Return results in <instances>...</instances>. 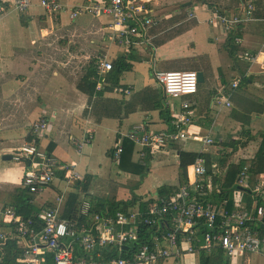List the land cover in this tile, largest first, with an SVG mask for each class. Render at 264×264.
Returning a JSON list of instances; mask_svg holds the SVG:
<instances>
[{"label": "crops", "instance_id": "obj_1", "mask_svg": "<svg viewBox=\"0 0 264 264\" xmlns=\"http://www.w3.org/2000/svg\"><path fill=\"white\" fill-rule=\"evenodd\" d=\"M59 1L66 4H83L90 0ZM93 1L98 2L99 0ZM101 1L104 2L105 0ZM211 1L216 5L211 7L196 0H158L156 3L159 9L160 21L151 31L159 26L167 27L169 25H174L171 27L172 30L178 29L175 32L163 33L158 37L152 36L156 38V42H158V39L169 34L172 35V38L180 34V31L187 29V33H195V35L199 32L203 33V41L210 43L209 47L205 45L206 50H210L199 54L196 49V43L192 41L190 45L193 47L192 52L190 53V57L186 58L184 62L186 67L175 71L198 72L197 70H202L204 80L206 72L210 77H214L216 84L211 87L208 97L201 96L198 90L196 94L184 98L194 104L193 115L195 122L189 127V134L192 138L170 142L160 147L148 148L146 150L148 165L143 167L140 165L139 148L132 142L134 145L133 151L123 161L121 160L122 162H117L111 158V153L114 152L116 146L120 143L125 147V144L130 142L127 133L136 124L145 122L156 132L171 130L172 122L176 119V114L179 110V101H183V99L169 98L164 92L161 99H156V102L144 98V89L156 84L158 81L153 80L152 83L143 86V82L138 76L134 77L132 75L136 71L135 67L140 64L139 62H134L133 70L125 71L114 84L110 83L109 72L104 77L105 79L99 82V84L103 85L104 90L97 91L96 87V93L92 96L82 92L76 86L75 73L71 68L74 59L70 60V57L61 55L58 52L65 30L63 33L59 32L66 28L70 22L87 30L95 17L81 15L76 21H70L68 18L65 19L64 16H61L60 19L53 20L44 15V11L39 5V0H35L34 5L26 13L18 12L14 7V0H0V10H2V13H0V94L6 100L17 96L22 91V95L30 98L31 96H36V90L41 91L45 87L44 102L40 103V97H37V99L34 97V102L28 99L26 103H20L19 106H17V102H12L8 107L10 116L6 119H0V151L6 147L13 149V152L5 155L4 160H13V157L19 152L24 142L35 141L45 148L46 152L51 153L60 160V164L76 163V169L81 175V179L87 174L93 175L96 178L95 180L99 189L104 187V191L109 192L112 188L116 192V197L118 194L121 196L125 195L124 198L134 197L136 200L143 197L145 201L149 198H155L156 200L161 198L155 195L160 188L166 187L170 190L180 189L182 186V159L186 163L185 159H189L193 155L204 153L206 158L210 156L214 167L219 164L214 159L220 158V155L223 154H230L231 148H233L232 143L236 141L240 143L238 150L233 154L234 157L239 159V162L246 160L250 163L251 159H253V154L257 153L261 143L257 141L259 138L257 134L261 138V134L264 133V76L256 74L253 69L251 70L247 81L248 84H246L247 89L250 91L256 85L261 86L260 90L255 89L253 91L254 95L244 94L240 89L242 83L237 87H234L233 84L237 82L240 76H244L251 67L248 59L240 57L242 51L249 53L257 52L255 51L256 46L264 34V0H255L257 19L238 27L240 36L237 40L240 39L245 45H241V49H238L239 52H235V56H231L226 49L225 44L228 35L226 36L222 26L212 25L208 23V20L212 17L214 8H220L230 15L241 14L246 0ZM185 8L188 9L186 10ZM188 10L195 12L197 20H199L198 17L202 16V20L207 23L208 28L198 26L196 32H193V29L188 30L197 24L187 20ZM98 20L103 24L100 19ZM45 31H48L47 35L43 34ZM52 34L53 36L50 38ZM59 39L60 41L58 42ZM167 42L157 49L155 47L154 56H157L158 51L160 55L165 53ZM91 47L96 52H103L108 48L107 40L97 39ZM263 48L264 45L261 48L262 55L259 57L260 60L263 59L262 63H264ZM49 50L52 54L49 62V58H47L50 73L47 67H40L35 72L34 56L37 54V61L42 62L44 54H48ZM55 50L57 51L54 52ZM123 51V49L116 47L112 49L111 57L113 62ZM263 68L262 71H264ZM53 69L56 70L52 72ZM59 70L73 72V82L70 81L71 79L67 80L64 77L67 76V72L62 73V75ZM155 71L167 70L155 69ZM40 78L42 79V88L40 86H36L33 89L27 87L28 85L35 84L30 83V81H36ZM52 92V101L48 102L49 93ZM100 92H103V94H100ZM102 98L109 100V104L105 105L104 108H98L99 106L96 103ZM220 101L224 103V108L229 109L227 113L216 114L214 116L213 107L216 103L220 104ZM46 106L53 108L51 114L44 113V107ZM164 107L169 109L170 122L166 121L162 114ZM19 113H21L20 116H18ZM248 117L252 120L248 126H245L243 122ZM42 118L49 121L50 128L45 132L44 137H37L36 133L30 130V125ZM244 129H249L250 140L244 137ZM29 137H31V140L28 139ZM77 138H89L91 143L84 144L81 150H79L76 144ZM207 138L213 139L212 144L207 145L205 143L204 140ZM200 143L202 144V148L199 145ZM244 143L247 144L243 147ZM210 147L211 149H209ZM9 157L10 159H8ZM112 163L118 166L113 167ZM61 172H63L61 173L62 175H65L66 170L62 169ZM262 174L264 175V173ZM194 176L193 165H189V182L195 179ZM223 176L225 174H221L220 177ZM211 177L212 175L208 177L210 182L207 195L208 200H211L213 194ZM105 182H110L109 188ZM22 183L23 176L21 178ZM12 191L6 194V200L1 205L0 211L5 206H12L8 203V195ZM77 192L78 190L75 186L70 188L64 182L57 180L47 195L49 196V201L52 200V203H46V209L53 207V203L61 193L65 194V198L67 199L69 193ZM92 192H95V190ZM118 197L120 196L118 195ZM139 204L137 203L133 208L129 207L126 212L139 211L140 216ZM63 213L64 205L61 216ZM161 224H166L165 226L170 228L169 232L176 235L184 249L190 245L189 238H192L191 243L195 248L193 254H185L180 259L172 258L163 264H201V250L206 249L207 244L204 233L200 229L193 228L192 230L184 226L177 227L167 219H164ZM135 227L138 228L137 225ZM93 228L96 235L111 233L109 228H104L100 224L95 226L94 222ZM117 229L129 231L133 227L131 225H121ZM3 230L7 231V229ZM160 230L156 235V240L159 239L157 240V244L165 247L168 244L161 241V236L164 232L159 236ZM191 231H193V234ZM18 244L21 249L24 242L18 240ZM130 244L117 248L114 253L110 251L112 248L104 250L102 252L104 264H111L116 258H126L123 251L135 252L136 248ZM110 252L111 254H109ZM223 254L224 264H264V254L246 253L234 259L227 258L224 252ZM111 255L113 257H110ZM20 264L23 263L20 262Z\"/></svg>", "mask_w": 264, "mask_h": 264}, {"label": "built area", "instance_id": "obj_2", "mask_svg": "<svg viewBox=\"0 0 264 264\" xmlns=\"http://www.w3.org/2000/svg\"><path fill=\"white\" fill-rule=\"evenodd\" d=\"M157 2L158 0H105L104 2L90 0L83 4H66L59 0H39V5L44 15L53 20L66 15L70 21H76L81 15H91L103 22L106 27L108 48L93 57L95 75L91 77L92 80L98 78L97 91H102L104 87L99 82L114 69L111 57L113 48L124 50L132 46H147L156 39L150 36L149 31L160 21ZM255 2V0H246L241 14L230 15L220 8H214L208 22L222 26L225 34H228L235 27L257 19ZM34 3L35 0H14V7L18 12L26 13ZM188 18H196L195 12L190 10ZM237 41L241 42L240 39ZM240 57L250 61V70L258 62L260 52L254 56L241 54ZM197 73L196 71L154 72L155 80L163 86L165 95L178 100L182 98L183 101H180L171 130L156 132L147 123L142 122L134 125L127 133L128 139L139 148V160L143 167L148 165L146 161L148 148L192 138L189 127L195 122L194 104L184 98L198 92ZM240 83L241 79L233 86L237 87ZM49 128V121L43 118L30 125V130L36 133L37 137H44ZM204 141L210 145L213 139L207 138ZM89 143H91L89 138L76 140L79 150L84 144ZM124 151L125 147L120 143L113 152V159L117 162L121 161ZM13 159L24 165L23 186L35 196L50 192L57 180L73 188L74 184L81 179L76 163L60 164L56 157L46 152L45 148L35 141L24 142ZM193 168L195 179L182 185L173 197L158 198L151 206L144 222L156 226L167 219L177 227L184 226L192 230L198 222H205L207 228L204 236L207 250L218 247L227 258L231 259L246 253L263 255L264 235H260V230H256L254 224L259 228L264 227V175L255 174L252 166L241 171L236 185L252 194L249 211L232 213L221 211L218 214L206 199L210 186L206 157H199ZM62 169L66 170L65 175L58 173ZM65 199V194L61 193L56 198V206L44 209L38 215L39 221L44 222L40 232L35 231L36 219L25 218L18 214L13 206H5L0 211V249L8 240L16 238L24 242L19 263L104 264L102 261L104 250L110 247L120 248L136 240L138 228L135 225H137L139 211L119 212L106 219L100 214L92 215L94 224L102 222L104 228L111 230L109 234L96 235L89 232L86 226L79 229L62 218L61 212ZM121 225H131L133 229L118 230L117 228ZM191 233L193 234V231ZM161 241L168 245L161 247L159 244L154 246L144 244L131 258H116L111 264H163L172 258L180 259L185 254H193L195 251L191 243L192 238L188 239L190 245L186 249L171 232L164 233ZM48 255L51 256V260H48Z\"/></svg>", "mask_w": 264, "mask_h": 264}, {"label": "trees", "instance_id": "obj_3", "mask_svg": "<svg viewBox=\"0 0 264 264\" xmlns=\"http://www.w3.org/2000/svg\"><path fill=\"white\" fill-rule=\"evenodd\" d=\"M197 2H203L213 7L216 4L211 0H196ZM246 24V23H244ZM243 25V24H241ZM239 25L238 27H240ZM235 27L232 31H230L227 36L226 49L229 51L231 56H235V52H239L238 49H241L242 42L237 41V38L240 36L239 28ZM106 27L95 18L90 27L87 30L82 29L76 24H69L63 33L64 36L59 44V54L70 57V60L73 58L74 63L71 64V68L75 73V83L79 90L82 92L92 96L96 93V87L98 78L95 80H91L90 78L95 75V60L93 57L102 52H96L91 46L94 44L97 39H106ZM225 33V32H224ZM142 47V48H140ZM160 47V45L156 46V49ZM55 50L54 52H56ZM87 54H90L87 56ZM95 54V55H94ZM155 54V47L151 45H143V46H132L128 49H124L115 59L114 64L115 68L110 72V83L114 84L120 78V76L125 71H132L134 68V62L142 63L144 61L151 62ZM248 54L249 56L258 55L256 52L249 53L242 51V55ZM93 55V56H92ZM154 68V67H153ZM248 75H245L241 79V83L248 81ZM240 83V84H241ZM103 94V92H100ZM6 102H9L5 100ZM3 102V100H2ZM1 103V100H0ZM180 104V101H179ZM162 114L166 121L170 122L169 117V109L163 108ZM251 118L248 117L245 119L243 124L248 126L251 122ZM244 137L249 138L250 134L249 129L243 130ZM31 140V137L28 138ZM240 142L234 141L232 143V151L228 156L232 153L234 154L238 150V145ZM247 143L243 144L244 145ZM134 145L130 142L125 144V151L122 156L123 159L133 151ZM205 156L204 153L193 155L189 157V159H185L186 163L182 159L181 169H182V185L188 184V167L189 165H194L199 157ZM111 158H113V152L111 153ZM147 160V158H146ZM121 161V162H122ZM252 166L255 174L264 173V133L261 134V143L257 153L254 158L251 159L250 163L246 160H241L238 164H228L221 161V168L225 174V176H214L212 181V189L213 194L211 196V200H207L212 204L213 209L218 214L221 211H225L227 213L242 211L248 212L252 202V194L249 191H245L239 188L236 185V180L238 174L243 171L246 167ZM208 177L213 175V169L208 168ZM60 174L63 173L58 171ZM93 175L87 174L83 179L78 180L74 186L78 190L77 193H69L64 204V213L62 215L63 218L69 219L71 224L81 229L86 226L89 232L95 234V230L93 228V224L91 220H88L89 216H92V211H95L96 214H100L103 218H108L116 215L119 212L125 213L129 207H135L137 203L139 204L140 216L137 221V237L130 245L135 247V252L140 248L141 245L147 244L150 246H154L158 243L156 240L157 232L160 230L158 235L160 236L163 232L167 233L170 231V228H167L166 224H158L157 226L146 224L144 219L147 217V213L149 212L151 206L156 202L155 198H149L147 201L144 200L143 197L137 198L134 197L124 198V196L120 197L115 196L116 192L114 189H110L109 192L104 191V187L99 189L97 187V181L95 180ZM108 188L110 187V182H105ZM97 188L95 194L89 201H83L86 197L87 193L93 190V188ZM179 189H167L166 187L160 188L158 192L155 194L161 198H171L178 192ZM8 203L15 207L18 214L24 216L25 218H33L37 220V224L35 226V231L40 232L43 229L44 222L42 220L39 221L38 215L42 212L43 207H37L34 204L35 196L28 192L26 188H24L23 183L16 189H14L9 195ZM117 198V199H116ZM239 198L242 199L241 202L246 201L247 205H240L238 203ZM250 202V203H249ZM86 205L89 207V212L86 213L85 207ZM249 205V206H248ZM47 207H44L46 209ZM102 225V222L95 223V226ZM207 228L205 222H198L194 229H200L202 233H205V229ZM254 228L256 230H260V235H264V227L259 228L254 224ZM156 240V241H155ZM112 253L116 251V247H110ZM22 250L18 244V239H10L5 244L2 245L0 249V264H20L19 258ZM77 252V248H76ZM111 252L109 254H111ZM135 252L123 251L124 257L126 259L131 258ZM110 257H113L112 255ZM223 251L216 247L213 250L208 251L207 249L201 250V264H224L223 263ZM48 260H51V256L48 255Z\"/></svg>", "mask_w": 264, "mask_h": 264}, {"label": "rangeland", "instance_id": "obj_4", "mask_svg": "<svg viewBox=\"0 0 264 264\" xmlns=\"http://www.w3.org/2000/svg\"><path fill=\"white\" fill-rule=\"evenodd\" d=\"M186 10L188 8H185ZM190 10H188L189 12ZM255 11H256V2H255ZM188 12H187V20H190L191 22L193 23H197L194 27L188 29V30H191L193 29V32H196L197 30V27L200 26V27H207L208 28V25L207 23H205L202 19L203 17H198L199 20H197V17L196 18H193V19H189L188 18ZM156 13V11H155ZM168 15V13H167ZM171 15V14H170ZM90 16V15H89ZM172 16H173V12H172ZM167 17V16H166ZM64 18L67 19V16L64 15ZM162 23V22H161ZM209 23V22H208ZM70 24H75L73 22H70ZM158 25V24H157ZM174 26V25H169L167 27H162V26H159L158 28H154L153 31H149V34L150 36H155V37H158L159 35L163 34V33H170V32H175L177 31L178 29H174L172 30L171 27ZM156 27V26H155ZM82 28V27H81ZM65 30L62 29L59 33H63V31ZM187 29L185 30H182L180 31V34L176 35V36H173L171 38V34L167 35V36H164L163 38H160L158 39L156 42V39L152 42V46L156 47V45H164L168 39L170 38V40L167 42L166 44V48H165V53L160 55V52L158 51V54L157 56L153 57V60L151 62H147V61H144L142 63H140L139 65H137L135 67V73H133L132 75L135 77L136 75L138 76V78L143 82V86L146 85V84H149V83H152L153 80H155V75H154V70H167V71H175V70H179V69H184L183 67H186L185 65V61H186V58L190 57V53L192 52V49L193 47L190 46L191 45V42L194 41L197 45V52H199V54H203L209 50H206V47H209V44L210 43H205L203 41V33H198L197 35H195V33H187L186 32ZM199 30H201L199 28ZM198 30V31H199ZM52 35H50V38H51ZM60 41V39L58 40V42ZM241 45H245L243 42ZM264 45V34L262 36V39L259 41V44L256 46V50L257 51L256 53L258 54V52H260V57L262 55V46ZM184 48V49H183ZM261 49V50H259ZM184 50V51H183ZM259 50V51H258ZM90 54H87V56H89ZM263 56H264V48H263ZM37 54L34 56V61H35V64H34V70L35 72L41 67V68H48V72L50 73L49 71V66H48V63H47V58L48 59V62L50 61V59L52 58V54H51V51L49 50L48 51V54H44V58L42 60V62H38L37 61ZM229 57L231 58V56L229 55ZM247 60V59H246ZM249 61V60H248ZM261 61V62H260ZM263 59H258V62L254 64V68L252 67L250 70H248L246 72L245 75H248L251 73V70L253 69V71L260 75V76H264V71H262V68L264 67V63H262ZM250 62V61H249ZM260 62V64H258ZM189 66V65H187ZM154 67V69H153ZM197 69H200V68H197ZM56 69H53V71H55ZM62 73L64 72H67V76H64L66 77L67 80H70L71 82L72 79H73V76H74V73L67 70V71H61L59 70ZM197 71H202V70H197ZM51 72V73H52ZM63 75V74H62ZM244 75V76H245ZM244 76H240L237 81L239 79H242ZM30 83H35V84H32V85H28L27 87L29 88H36V86H40L42 88V79L40 78L39 80H32L30 81ZM216 84V80L214 79V77H210L206 72H205V80L204 82L202 83H199V87H198V90H199V93L201 94V96H205V97H208L210 95V89L213 85ZM246 84H248L247 82H243L241 85H240V89L241 91H243L244 94L246 95H254L253 91L256 89V90H260L261 89V86L260 85H256L253 87V90L251 89L250 91L247 89V86ZM44 91H45V87L41 89V91H35V94L36 96H31L30 98H27L26 96L22 95V91H20L18 93L17 96H13L11 98H8L6 99L7 101L9 102H6L5 101V98L2 97V94H0V100H1V103H0V110H1V114H0V119H6L10 116V112L8 111V107L10 104L15 103L17 102V106H19V104H24L28 101V99L31 100V102L33 101L34 102V97L35 99H37V97H40V100L42 102L45 101V96H44ZM163 86L157 82L156 84L152 85V86H149L147 88L144 89V92H143V95H144V98H148L150 99L151 101H154L156 102V99L160 100L162 95H163ZM50 94V97L48 98V102H51L52 101V98H53V92L52 93H49ZM3 100V102H2ZM47 103V102H46ZM109 104V100H105L104 98L102 99H99V101L96 103L97 106H99L98 108H104L105 105H108ZM214 116L216 114H221V113H227V110L229 108H224L223 107V103H216L214 105ZM53 111V108L50 107V106H46L44 107V113L45 114H51ZM21 113L18 114V116H20ZM260 130V128H258ZM260 132V131H259ZM257 137H259L257 139V141H260L261 142V138H260V135L257 134ZM202 148V144L200 143L199 144ZM20 146V145H19ZM260 146V145H259ZM218 147V146H216ZM211 149V147L209 148ZM208 149V151H209ZM259 149V148H258ZM258 151V150H257ZM2 153H0V207L1 205L5 202V196L8 192L12 191L13 189L17 188L20 186L21 184V178L23 176V173H24V170H25V167L23 164L21 163H18L16 162L14 159L13 160H4L5 159V155L6 154H9L10 152H13V149L12 148H4V150L0 151ZM254 155L253 154V158H254ZM207 159V166L209 169H211L213 167V160L210 156H208ZM215 161H218L219 164L215 165L213 167V172L211 171V173L213 174L212 177H211V181H213V177L214 176H217L216 174L220 175L221 174H224L222 168H221V160L223 162H225L226 165L228 164H234L233 162L237 163L239 162V159L235 158L233 153L230 155V157L228 155H220V158L218 159H214ZM60 162V160H58ZM61 163V162H60ZM63 164V163H62ZM141 165V163H140ZM112 166L115 167V166H118L114 163H112ZM96 191V188H93L92 191ZM90 191L89 193H87V196L83 199V201H89L93 195L95 194V192H92ZM48 193H50L49 191L46 193V194H43L41 196H35V205L37 207H41L43 206L46 207V203H52V200L49 201L50 199L48 198L49 196ZM47 196V197H46ZM240 203V205H245L247 204L246 201L244 202H241L242 199L239 198L238 200ZM53 206H56V202L53 203ZM86 213L89 212V207L86 205V207L84 208ZM60 212H61V207H60ZM238 212H242V211H238ZM93 215L96 214L95 211H92ZM91 217L92 216H89L88 217V220H91Z\"/></svg>", "mask_w": 264, "mask_h": 264}, {"label": "water", "instance_id": "obj_5", "mask_svg": "<svg viewBox=\"0 0 264 264\" xmlns=\"http://www.w3.org/2000/svg\"><path fill=\"white\" fill-rule=\"evenodd\" d=\"M47 33L48 31L43 32L44 35H47ZM197 74H198L199 83L204 82V73L202 71H198ZM8 159H10V157Z\"/></svg>", "mask_w": 264, "mask_h": 264}]
</instances>
